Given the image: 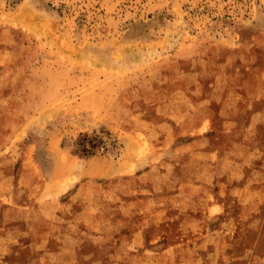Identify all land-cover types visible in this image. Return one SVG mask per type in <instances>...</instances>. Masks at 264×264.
<instances>
[{"label": "rangeland", "instance_id": "1", "mask_svg": "<svg viewBox=\"0 0 264 264\" xmlns=\"http://www.w3.org/2000/svg\"><path fill=\"white\" fill-rule=\"evenodd\" d=\"M0 264H264V0H0Z\"/></svg>", "mask_w": 264, "mask_h": 264}, {"label": "trees", "instance_id": "2", "mask_svg": "<svg viewBox=\"0 0 264 264\" xmlns=\"http://www.w3.org/2000/svg\"><path fill=\"white\" fill-rule=\"evenodd\" d=\"M95 138H97V137H95ZM93 139H94V137H93ZM95 140H97V139H95ZM98 141V140H97ZM89 142L91 143V140H89ZM86 154H89V155H92V154H94V152L93 151H91L90 149H87L86 148V152H85Z\"/></svg>", "mask_w": 264, "mask_h": 264}, {"label": "crops", "instance_id": "3", "mask_svg": "<svg viewBox=\"0 0 264 264\" xmlns=\"http://www.w3.org/2000/svg\"><path fill=\"white\" fill-rule=\"evenodd\" d=\"M43 257H44V254L42 253L41 258H43Z\"/></svg>", "mask_w": 264, "mask_h": 264}]
</instances>
